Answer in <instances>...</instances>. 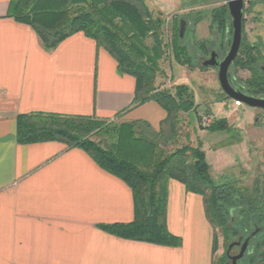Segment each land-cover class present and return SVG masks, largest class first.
Masks as SVG:
<instances>
[{
	"label": "crops",
	"instance_id": "crops-1",
	"mask_svg": "<svg viewBox=\"0 0 264 264\" xmlns=\"http://www.w3.org/2000/svg\"><path fill=\"white\" fill-rule=\"evenodd\" d=\"M0 0V264H212L203 197L170 179L166 224L177 247L124 239L99 225L133 219V196L85 151L57 141L19 144L16 118L46 113L143 120L158 130L155 101L131 103L135 78L83 33L46 50Z\"/></svg>",
	"mask_w": 264,
	"mask_h": 264
},
{
	"label": "trees",
	"instance_id": "trees-1",
	"mask_svg": "<svg viewBox=\"0 0 264 264\" xmlns=\"http://www.w3.org/2000/svg\"><path fill=\"white\" fill-rule=\"evenodd\" d=\"M8 16L30 25L46 50L78 32L93 39L116 60L119 73L135 78L130 108L155 101L166 113L158 130L143 120L115 124L113 119L46 113L16 118L19 144L57 141L81 148L129 186L132 221L99 227L124 239L180 246L181 238L171 234L166 224L167 184L174 179L203 197L206 219L214 230L226 235L222 206L232 201L228 184L211 178L198 139L196 145L179 144L182 115L196 113L194 97L183 84L172 90L156 85L159 61L168 47L162 38L161 16L144 0H10ZM173 39L174 57L183 63L177 37ZM204 128L226 129L228 125L226 120L214 118ZM216 242L214 234L212 256Z\"/></svg>",
	"mask_w": 264,
	"mask_h": 264
},
{
	"label": "rangeland",
	"instance_id": "rangeland-1",
	"mask_svg": "<svg viewBox=\"0 0 264 264\" xmlns=\"http://www.w3.org/2000/svg\"><path fill=\"white\" fill-rule=\"evenodd\" d=\"M148 8L159 14L164 20L162 38L168 44L167 51L159 61L161 73L156 78V85L160 88L172 90L176 85H186L188 94H192L197 105L196 113L183 114L179 129V144L196 145L198 139L204 160L209 167V173L215 183L235 185L237 189L249 188L251 181L261 173L260 150L261 133L253 128L250 109L244 105H235L232 100H225L219 86L216 70L202 67V61L209 58L210 52L217 43H225L224 27L229 20L220 13L221 0H144ZM221 14V22L217 19ZM264 16V11H262ZM246 19V30L260 29L262 23ZM180 20H185L182 38L179 37ZM263 20V19H262ZM264 22V20H263ZM253 32V36H254ZM177 37L180 48L178 56L183 63H179L172 50L173 37ZM254 38V37H253ZM209 115L211 119H224L226 129H205L202 116ZM115 124L130 122L128 120L113 119ZM208 124V123H207ZM206 124V125H207ZM205 125V126H206ZM235 129L239 135L234 134ZM225 203L222 208L226 217V228H230L229 208ZM236 221L242 213L235 214ZM239 228V227H238ZM213 229V228H212ZM216 236V250L213 254V264H219V256L225 251L228 239H233L231 233H226V242L219 229H213ZM229 239V240H230Z\"/></svg>",
	"mask_w": 264,
	"mask_h": 264
},
{
	"label": "flooded vegetation",
	"instance_id": "flooded-vegetation-1",
	"mask_svg": "<svg viewBox=\"0 0 264 264\" xmlns=\"http://www.w3.org/2000/svg\"><path fill=\"white\" fill-rule=\"evenodd\" d=\"M221 1V8L218 11L223 13L229 20V24L224 27L223 31L227 47L225 48L224 44L217 43L209 55V58H211L213 54L215 61L218 62L224 59L233 40L228 0ZM242 2L241 39L236 56L228 67V82L231 88L239 93L253 98L264 99V16L262 13L264 11V0H242ZM220 13L217 19L221 22L222 16H220ZM248 16H250L251 21L257 19L262 22L259 23V27L263 30V33L252 29L251 31L249 30L251 37L248 36V31L246 30V19ZM253 32H255L254 36ZM207 59H204L202 63ZM202 67L204 66L202 65ZM211 68L216 70L218 79V68ZM223 98L234 101L235 105H244L250 109L249 112L253 120L250 125L253 128H258L261 133V173L258 178L251 181L250 189H237L235 185L228 184L229 196L237 197L233 200V204L228 211L229 222L233 226L228 228L227 232L228 234L231 233L233 239H228L226 249L220 254L218 263L264 264V106H250L227 97L225 93ZM237 130L235 129L234 131L236 136L239 135ZM237 213H242V217H239L238 221H236L235 217ZM222 235L223 242H226L225 234Z\"/></svg>",
	"mask_w": 264,
	"mask_h": 264
},
{
	"label": "water",
	"instance_id": "water-1",
	"mask_svg": "<svg viewBox=\"0 0 264 264\" xmlns=\"http://www.w3.org/2000/svg\"><path fill=\"white\" fill-rule=\"evenodd\" d=\"M229 12L232 21L233 28V40L231 47L224 59L220 62L215 61V57L212 54L211 58L205 60L202 65L204 67H217L218 80L222 91L226 94L227 97L233 98L238 102L245 103L250 106L262 107L264 106V99L253 98L246 96L242 93H239L231 88L228 82V67L231 62L234 60L238 46L241 39V21H242V0H228ZM185 29V21L180 20L179 26V37L182 38L183 32Z\"/></svg>",
	"mask_w": 264,
	"mask_h": 264
},
{
	"label": "built area",
	"instance_id": "built-area-1",
	"mask_svg": "<svg viewBox=\"0 0 264 264\" xmlns=\"http://www.w3.org/2000/svg\"><path fill=\"white\" fill-rule=\"evenodd\" d=\"M202 118H203V125H206L207 123H209L211 121V118L209 115L202 116Z\"/></svg>",
	"mask_w": 264,
	"mask_h": 264
}]
</instances>
